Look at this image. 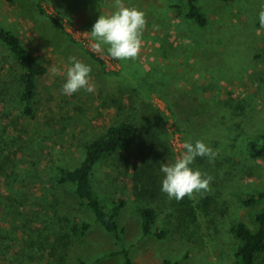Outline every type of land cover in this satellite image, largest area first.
<instances>
[{"label":"rangeland","instance_id":"374dc122","mask_svg":"<svg viewBox=\"0 0 264 264\" xmlns=\"http://www.w3.org/2000/svg\"><path fill=\"white\" fill-rule=\"evenodd\" d=\"M186 1L123 0L146 14L143 47L135 60L110 56L109 64L87 41L99 17L116 11L115 0H0V23L47 66L37 77L34 114H26L20 63L0 41V264H123L117 236L57 176L60 164H79L88 142L125 119L139 126L135 143L101 159L92 179L108 209L124 201L117 218L135 261L237 264L232 226L243 220L255 227L264 206L245 203L264 191V157L248 148L264 133V0H199L205 26L186 16ZM73 56L92 67L93 92L63 93ZM173 127L218 153L192 165L213 177L210 191L185 197L192 203L161 191V164L179 158ZM142 206L156 210L154 226L165 237L143 231ZM75 221L93 226L75 234Z\"/></svg>","mask_w":264,"mask_h":264},{"label":"trees","instance_id":"16d2710c","mask_svg":"<svg viewBox=\"0 0 264 264\" xmlns=\"http://www.w3.org/2000/svg\"><path fill=\"white\" fill-rule=\"evenodd\" d=\"M198 1L199 0H187L185 14L187 17L194 19L201 26H205L209 18ZM40 6V12L45 14L42 5L39 3V7ZM50 17L55 27L60 30L65 28L60 17ZM0 41L11 51L20 63L22 69L20 75L22 83L20 101L23 104V111L26 114L32 115L35 111L34 99L38 89L37 77L47 72V66L23 43L19 35L6 28L1 23ZM262 53L264 54V48ZM92 54L96 56L94 53ZM138 131L139 126L130 119L111 124L103 134L87 143L85 156L79 164L75 166L60 164L58 166L57 181L60 183H71L78 197L86 201L89 208L92 210L95 222L117 236L120 241V252L123 255V264H138L132 255L131 248L122 240L120 225L117 218L124 201H117L111 209H108L94 187L92 175L95 166L101 159L113 153L130 149L135 143ZM248 148L252 156L264 157V133L256 138H250L248 140ZM263 201L264 191L252 192L245 197V203L247 205H254ZM182 202L192 203L193 201L185 198ZM204 203L207 204L206 201ZM191 211L194 215L196 214L195 205L191 207ZM140 214L142 229L145 233H153L161 238L165 237L166 231L163 229L158 230L154 226L156 210L153 207H140ZM254 219L256 223L255 227H252L243 220L234 223L232 226L233 233L238 240L236 250L237 264H258L259 257L264 253V206L255 211ZM92 226L93 222L90 221H75L72 223L71 229L75 234H81L88 231ZM79 264L89 263L81 259ZM162 264H178V262L166 258L163 260Z\"/></svg>","mask_w":264,"mask_h":264},{"label":"clouds","instance_id":"9594fccd","mask_svg":"<svg viewBox=\"0 0 264 264\" xmlns=\"http://www.w3.org/2000/svg\"><path fill=\"white\" fill-rule=\"evenodd\" d=\"M115 8L111 14H102L90 32L95 41L91 45L94 51H102L107 47L108 54L117 60H135L143 47V30L146 27V14L135 7H127L123 0H115ZM259 23L264 27V8L259 12ZM71 66L67 69L66 82L63 84V93L71 96L81 89L93 92L94 86L90 83L92 67L76 57H69ZM53 72L58 69L52 68ZM185 151L174 163L161 164L160 171L164 174L161 191L166 193L169 199L177 201L186 196L195 198L196 193L210 191L213 177L194 169L197 157H208L214 160L217 152L202 140H191L183 144Z\"/></svg>","mask_w":264,"mask_h":264},{"label":"built area","instance_id":"2783aa9c","mask_svg":"<svg viewBox=\"0 0 264 264\" xmlns=\"http://www.w3.org/2000/svg\"><path fill=\"white\" fill-rule=\"evenodd\" d=\"M87 43L91 47V45L95 42L92 40H88ZM91 49H92V47H91ZM94 52L96 55L103 58L109 64L112 63L110 55L108 53H106L104 51V49L102 51H99V52H97V51H94ZM170 134H171V144H172L173 151L176 154V156L180 157L183 154V152L185 151V149L183 148V144L186 141L184 140L183 133L173 127V128H170Z\"/></svg>","mask_w":264,"mask_h":264}]
</instances>
